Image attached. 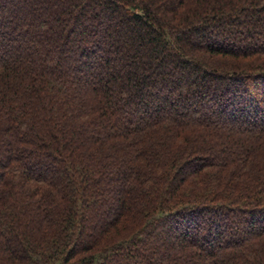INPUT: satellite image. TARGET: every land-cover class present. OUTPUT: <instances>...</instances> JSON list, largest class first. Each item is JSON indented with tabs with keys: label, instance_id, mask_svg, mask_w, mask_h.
Returning a JSON list of instances; mask_svg holds the SVG:
<instances>
[{
	"label": "trees",
	"instance_id": "16d2710c",
	"mask_svg": "<svg viewBox=\"0 0 264 264\" xmlns=\"http://www.w3.org/2000/svg\"><path fill=\"white\" fill-rule=\"evenodd\" d=\"M16 1L0 264H264V0Z\"/></svg>",
	"mask_w": 264,
	"mask_h": 264
},
{
	"label": "rangeland",
	"instance_id": "374dc122",
	"mask_svg": "<svg viewBox=\"0 0 264 264\" xmlns=\"http://www.w3.org/2000/svg\"><path fill=\"white\" fill-rule=\"evenodd\" d=\"M30 1H31V0H30ZM33 1H34V0H33ZM16 4H17L18 6L22 5V3H21L20 1H18V0L16 1ZM47 11H50V9H47ZM90 79H93V77L90 76Z\"/></svg>",
	"mask_w": 264,
	"mask_h": 264
}]
</instances>
